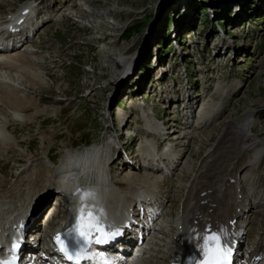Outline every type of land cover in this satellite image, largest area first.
<instances>
[{"label": "bare ground", "instance_id": "1", "mask_svg": "<svg viewBox=\"0 0 264 264\" xmlns=\"http://www.w3.org/2000/svg\"><path fill=\"white\" fill-rule=\"evenodd\" d=\"M42 1L38 0V4ZM67 1L70 2L71 0ZM28 2L29 0H24L15 6L13 11V9L4 10L2 5L10 4L7 3V0H0V19L8 21L7 17L14 14L16 9L19 11L17 15L19 20L27 17L29 14V11H26ZM82 2L87 6V9L81 10L75 3L73 5L67 3L66 6L63 5L64 3H61L60 5L58 0H54L50 10L52 14L40 27H43L50 21L54 22V20L64 15L65 11L68 17H75L78 22L82 21L81 24L88 25L91 31L108 26L109 23H105L104 21L106 16L113 19L117 17L118 11L115 8H106L107 0L99 4H96L94 0H82ZM204 4H207L204 7H209L207 9L215 10L217 8L216 4H212L209 0L205 1ZM46 6L47 4L39 5L37 10L42 14L47 13L48 6L45 9ZM243 12H246V10H237L235 17H241ZM184 35L185 32H183ZM105 39L106 37L102 38V41ZM28 45L31 47L29 48ZM206 46L208 49L207 42ZM39 48H41L40 45H32L26 41L20 45L12 46L10 49H0V142L5 137H15L11 127L14 121L23 124L31 120L34 113L39 114V112H43L42 108H36V99L34 100L29 95V92H32L30 91L31 89L41 90L46 89L48 86L44 81V77L48 75V71L46 70V72L42 67L38 66L36 64L38 61L34 59L38 58L36 52ZM103 55H101L102 62L106 63L105 67L109 74L110 54L105 52ZM114 56L116 58L115 64L119 61L121 66L126 65L127 62L123 54H116ZM40 58L42 59L43 57ZM200 65L204 66V64ZM217 65L209 66L207 64L205 67L213 73V69ZM158 66L153 67V72L158 69ZM196 70L200 74L202 73L201 68ZM212 81H214V78ZM191 82L194 84L196 80L195 82L191 80ZM228 83L234 84L233 82ZM227 86L225 84L223 86L219 83L217 84V88L219 90L222 89V95H220L219 90L216 91L217 99L212 100L213 102L210 107L196 122V125H193V130L198 129L197 132H203L209 123H213L217 119L228 102L230 95L235 91V86L231 88L230 85V87L226 88ZM223 87L226 89L224 90ZM237 87L240 89L238 84ZM130 97L135 96L132 95ZM170 99H168L170 102L166 100V103L162 102L165 104H163L165 111L170 110V106L175 103L174 101L171 102L172 100ZM30 108H35L34 113L26 114L25 110ZM125 111V109L117 110V117L121 118L126 113ZM152 112L154 116H158L155 111L152 110ZM143 113L147 118H150L148 112L143 110ZM252 116L250 110H243L233 117H224L220 119V122L213 123L214 128L218 126L220 129L212 143L199 155L202 157L200 163L199 159H197L198 156L192 165L187 159L193 150H189V155L186 153V150L183 151L184 146L180 142L184 138L194 137V134L183 132L180 136V131L188 126L183 125L184 123L178 119L171 118L169 122H165L168 125L166 127L168 132L167 138L175 136L176 141L172 143V147H167L168 155L165 157L168 158V162H177L173 171L170 174L162 175L161 171L154 167L151 162H148L147 166L143 167L140 159H137L131 165L125 164L124 169L122 168L124 165H122L120 170L117 169L118 166H115V163H111L109 166H111V169L116 174V179L113 181L115 186H108L101 182L104 177L114 176L110 174L108 167L106 171L103 170V165L101 164L103 157L101 153L95 152L92 149V151L88 150L83 155L80 153L68 155L66 150L69 147L64 145L59 152L58 159L56 158L55 161H52L47 145L41 151L42 156L36 154L31 155L29 159L27 158L29 161L27 165H30L29 169L28 166H24L20 170L23 173H27V176L24 178L25 180L20 179L21 183H24V194L26 190L28 193H33L29 197V202H27L28 193H26L22 203L0 199V236L10 228L17 226L18 221L14 218L17 215H22L29 206L31 207L30 211L33 218L30 227H33L39 216L41 218L43 216L50 217L53 220H49L48 222L46 219V229H49L51 233L52 229L55 232H59L69 227L72 215L79 207L80 193L82 192H92L95 194L94 198L88 201V204L90 207L94 205L97 208L104 209L106 214V218L103 220L104 224H109L108 222L119 218L123 213L122 210H125L129 204L138 200L137 198L143 199L148 194H153L157 201L165 199L163 214L159 220L162 225L159 227V230L150 233L152 238H149V241H144L139 246L138 258L132 264H197V261L203 259L198 247L202 243V239H198L197 237L208 226H211L214 231L224 230L222 240L226 247L234 249L233 257L235 264H256L254 259L257 252L253 253L247 247L244 248L245 257L252 255L249 261H245L241 259L237 246V242H241V237L243 236L247 237V243H254L252 240L255 235L251 232L252 222L258 223V216L264 213L263 210H257V212L255 209L257 207L263 208V204H257L254 207L255 211L252 209L253 203L256 202L257 198V195L253 191L254 182L258 178L261 181L264 180V168L260 167L264 159V137L259 136L257 132L252 130ZM142 120V124L145 126L146 122L144 119ZM105 121H108V119H105ZM113 128L115 130L114 133ZM127 130L128 128L125 129V131ZM139 131V137H130L125 141V144L130 146L138 140L141 141L143 136H148L142 129H139ZM106 132L109 133L106 139H110L116 134V129L115 127L107 126ZM203 136L205 138L199 139V142L207 140L209 137L208 132H203ZM98 142L96 140L87 146L91 147ZM162 144L164 146L166 143L163 142ZM204 144L202 143L199 147ZM42 146L44 145L42 144ZM144 152L146 155L149 154L148 157H153L149 150L145 149ZM157 154L161 155L160 150H158ZM135 156L138 157L137 154ZM37 160L42 163L34 168L33 165H35ZM164 164H167V162ZM25 169H28V172ZM215 169H223V171L217 174ZM173 172L176 174L174 185L178 184L182 188L180 195L179 193H172L170 195L168 193L170 190H166L167 193L165 194V178L172 177ZM36 176L42 180L39 187L33 186V180L38 179ZM94 178H96L98 183ZM182 181L184 182L181 184ZM38 191L41 192L37 193ZM141 193L144 194L142 195ZM50 198H53L55 202L53 207L48 210L50 207H46V204L48 201L50 202ZM173 198H177V200L175 201ZM168 201L169 204L166 205ZM174 201L175 210L172 219L169 220L167 214H171L170 209ZM261 202L264 203V200ZM70 203L71 208L69 206ZM53 213L56 215H53ZM249 222L248 228L245 227V224Z\"/></svg>", "mask_w": 264, "mask_h": 264}, {"label": "rangeland", "instance_id": "2", "mask_svg": "<svg viewBox=\"0 0 264 264\" xmlns=\"http://www.w3.org/2000/svg\"><path fill=\"white\" fill-rule=\"evenodd\" d=\"M15 1L16 0H7V3L10 5H2L3 9H5L4 6H7L6 10L13 9L14 11L15 6L13 5ZM94 1L96 4H99L105 0ZM107 1L108 6L106 5V8H115L118 14L114 19L106 16L104 21L105 23H109V25L105 26L103 29H93L91 31L88 25L81 24L82 21L78 22L75 17L62 15L60 18L65 16L66 19L54 20V22L50 21L31 39V44L41 46L36 52L38 58L36 57L34 59L38 61L36 63L38 66L42 67L44 71H48V75L44 77V81L48 86L46 89L41 90L31 89L30 91L32 92H29V95L37 101L36 108H42L43 112L41 111L39 114H35L33 112L35 108L26 109V114L34 113L32 119L23 124L15 121L14 124L11 125L15 137H5V139L3 138V141H1L2 144L0 142L1 200H13V202L18 203L23 202L28 192L26 190L24 194V183L22 184L20 179H24L27 173H23V171L20 170L24 166H28L29 169L30 165H27L29 163V157L36 154L42 156L41 151L47 145L51 155L50 158L55 161L56 158L58 159L59 152L64 145L80 148L82 145H90L96 140L101 141L108 136L109 133L106 132V127H110L111 122L109 121L106 111L109 112L111 106L117 103L120 94L128 91H130L128 94H135L132 89L128 88L133 82L127 85L128 81H132V77L128 75L133 74V70L134 73L138 71L137 61L139 62V60H135V54H143L147 46L151 47L154 38L164 33L163 28L165 21L169 19V17L174 18V20L176 18L177 20L178 17H176V15H180V10L183 14L181 13V17L179 18L186 20L188 17L187 20L188 22L190 21V24L187 25L188 28H185L183 32H186V29H188L190 35L186 36L188 38L184 41V54L182 59H180L181 61L178 60L177 56L174 57L171 63V71L166 75V80H162L159 83V87H165L164 84L168 85L170 81H172L174 83L173 90L176 91V98H179L183 93V85L179 83V76L180 79L183 78L181 68L183 65L185 67L188 66L187 69L190 80L194 82L196 80L194 84L191 82L194 90L197 93H201L203 90L207 91V88H205L206 84L202 82L200 76L204 73L206 68L205 65L215 66L219 63V65L213 69V73L206 72V74L212 75L215 79L217 77V80L223 77L224 79L220 80L219 84H221V86L224 84L228 85L226 88L230 87V85L231 88L235 86V91L230 95L228 102L218 116L219 118L217 117L213 123L216 124L220 122V119L224 117H233L243 110H250L251 116L253 114L251 117L253 120L252 130L257 132L259 136L264 137V0H225L224 3L219 5L225 9H234L232 11L234 17L237 10H246L240 18L234 20V24L238 25V23L246 17L252 22H249L247 28L241 27L239 36L235 39L236 45L232 50L219 53L213 58L210 52L207 53L206 46L207 42L209 48V40L213 38L210 21L207 19L208 15L203 11L205 6L204 3L207 0ZM220 1L221 0H209L212 4H219ZM67 2L68 1H64L63 5L66 6ZM252 5L254 6L250 8ZM216 7L218 6L216 5ZM98 9L100 10L99 7ZM198 12L200 14H198ZM244 13L246 14L244 15ZM184 25L185 24H183V26ZM233 31L236 32V30ZM104 37H106V39L102 41ZM167 42L168 39L166 38V40L164 39L158 44L161 46L158 47V56H162L163 52L161 51L167 48ZM22 49L24 48L22 47ZM105 52L110 54L111 63L109 64L110 66L108 65L109 74L105 67L106 63L102 62V56H104L103 54ZM133 53L135 54L133 55ZM116 54L124 55L125 61L127 62L125 66H121L119 61L116 63L117 65L115 64L116 58L114 55ZM40 57L43 58L41 59ZM175 63L177 64L176 67L174 66ZM200 64H204V66ZM199 68L202 69L201 74H198L196 70H199ZM146 74L147 69L145 68L141 72V75ZM126 75L128 77H126ZM145 77L146 76H141L140 78L144 80ZM217 82L218 81H214V84L209 82V84L216 85ZM224 82H233L234 84ZM238 83L240 89L237 87ZM134 84L138 88L140 86V80H136ZM223 88L224 90L226 89L225 87ZM177 91L179 92L177 93ZM162 95L163 98L167 97L166 91L160 96L154 97L150 95L149 101L147 100L146 105L143 106H141L140 100L136 97L131 98V101H133L131 106H133V108L129 107V111H135V114L130 116L129 124L133 132L137 133L136 129L141 125L139 122L140 112L143 110L147 111L150 106L162 117L166 115L169 117V112L163 110V103L161 102ZM215 99H217V96L214 97V100ZM206 102L209 103V100L206 99ZM123 104H125V101H120V105ZM105 119H108V121H105ZM170 119L171 118L168 120L167 118L165 122H169ZM213 123H209L205 127L203 132H208L209 137L207 140L201 142H199V139L205 138L203 132H197L198 129L193 130L191 127L183 129L188 132V134H194V137L184 138L180 142L184 146L183 151L186 150V153L189 155V150H193L188 158L189 160L187 159L189 163L191 162V165L194 164L195 159L212 143L217 135L220 128H218V126L214 128L212 125ZM139 129H141V126ZM107 130H109V128H107ZM114 131L113 128V133ZM202 143L205 144L199 147ZM42 144L44 146H42ZM201 158V156L197 158L199 159V163ZM40 163L42 162L37 160L33 167L36 168ZM122 168L124 169L125 165ZM28 169H25V171L28 172ZM222 171L223 169H215L217 174ZM22 174H24L23 177H21ZM158 175L160 176V174ZM175 179V172H173L172 177L165 178V194L167 193L166 190H170L168 192L170 195L172 193L181 194L182 188L178 184L174 185ZM41 182V178L38 177V179L33 180V186L39 187ZM183 182L184 181H182L181 184ZM260 182V178L256 179L254 182L253 191L255 195H257L256 202L253 203L252 208L254 211V207L257 204L262 205L263 203L261 201L264 200V194L261 195L259 193L261 188L264 189V180L262 184ZM39 192L41 191L37 193ZM32 194V192L28 193L27 202H29V197ZM174 200L176 201L177 198ZM175 201L170 209L171 214H167L169 220L173 217ZM54 202L53 198H50V202L48 201L46 204V207H50L48 210L53 207ZM167 204H169V201L166 205ZM69 206L71 208V203ZM257 210L264 211V205L263 208L257 207L256 211ZM54 214L55 213H53V215ZM258 218L259 222L256 223L253 221L251 228V232L255 235L254 243L252 244L255 250H259L264 240V213L258 216ZM50 220L52 221L53 218ZM249 224L250 222L246 223L245 227L247 225L248 228ZM242 239H244V243L247 242V237L243 236L241 237V241ZM239 243L238 241L237 246L240 245ZM244 243L241 244V252Z\"/></svg>", "mask_w": 264, "mask_h": 264}, {"label": "snow or ice", "instance_id": "3", "mask_svg": "<svg viewBox=\"0 0 264 264\" xmlns=\"http://www.w3.org/2000/svg\"><path fill=\"white\" fill-rule=\"evenodd\" d=\"M94 196L92 192L80 193L79 207L72 215L70 225L63 234L64 238L62 239L60 234L55 237L59 251L72 264H81V260L91 259L86 250L93 243L107 244L122 234L120 229L113 230L110 225L103 223L106 218L103 208L89 206L88 201ZM223 233V229L214 231L208 226L198 235L197 238L202 239L198 247L203 259L197 261V264H230L231 249L225 246L222 240ZM17 248L18 244L14 243L10 252L14 253ZM0 264H15V257L10 260H0ZM99 264H111V262L103 257L99 260Z\"/></svg>", "mask_w": 264, "mask_h": 264}]
</instances>
